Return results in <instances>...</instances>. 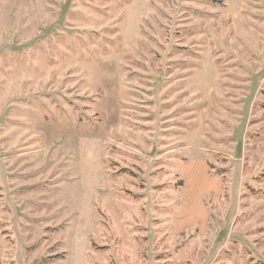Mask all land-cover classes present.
<instances>
[{"label": "rangeland", "instance_id": "obj_1", "mask_svg": "<svg viewBox=\"0 0 264 264\" xmlns=\"http://www.w3.org/2000/svg\"><path fill=\"white\" fill-rule=\"evenodd\" d=\"M0 264H264V0H0Z\"/></svg>", "mask_w": 264, "mask_h": 264}]
</instances>
